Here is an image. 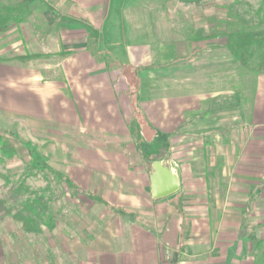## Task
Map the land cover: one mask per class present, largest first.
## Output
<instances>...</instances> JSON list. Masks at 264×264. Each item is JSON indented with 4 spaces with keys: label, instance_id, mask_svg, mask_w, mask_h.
Masks as SVG:
<instances>
[{
    "label": "crops",
    "instance_id": "crops-1",
    "mask_svg": "<svg viewBox=\"0 0 264 264\" xmlns=\"http://www.w3.org/2000/svg\"><path fill=\"white\" fill-rule=\"evenodd\" d=\"M23 1L29 15L40 3L50 24L43 40L69 53L48 76L0 62V112L28 130L47 121L102 142L76 140L71 162L54 168L74 198L84 193L102 210L103 226L81 247L87 264H174V253L175 264H252L245 225L264 197V74L247 102L236 70L222 80L220 35L153 46L137 41V21L131 33L123 25L128 0ZM155 160L179 181L159 199L150 187ZM2 242L0 233V264Z\"/></svg>",
    "mask_w": 264,
    "mask_h": 264
},
{
    "label": "rangeland",
    "instance_id": "rangeland-1",
    "mask_svg": "<svg viewBox=\"0 0 264 264\" xmlns=\"http://www.w3.org/2000/svg\"><path fill=\"white\" fill-rule=\"evenodd\" d=\"M133 1L128 0L125 8H129L128 10H130ZM36 4L40 5L38 2ZM36 4H32L34 10H32L24 23L0 33V62L22 63L17 59L12 60L11 58L25 53L41 54L40 57L32 58L23 63L29 64L35 70L40 69L46 76L53 75L59 71L54 66H57L62 57L67 56L69 52L63 48L58 50L55 41L45 42L43 40V38L47 37L45 33L49 30L50 24L48 23V17L43 14L44 9L42 8L41 11V8H37ZM155 4L153 2L148 5L153 6ZM153 9L155 8L153 7L152 11ZM158 9L159 17H152L151 22L156 24L157 27L155 28L159 32L164 34L165 31L169 30L167 28H174L182 32L181 30L186 28V24H191V22L194 29H204V26L210 27L211 17L206 14H213L212 12L214 11L216 16L221 18V20H231L233 19L232 15H238L240 18L245 17L251 20L259 12L264 14V0H203L201 5H195L191 2L184 4L180 0L178 2L166 0L163 4L162 1L159 2ZM130 13L131 11L128 12V14ZM155 13L157 14V12ZM123 21V25L127 26L128 30L129 24L132 26L133 23L132 17L130 18V15L126 16ZM139 24L140 22L137 21V26ZM204 33L207 32L205 31ZM175 37H178L177 33ZM92 43H96L94 34ZM221 50L222 80H228L227 75L231 71L236 70L239 75L237 76V80L239 81L237 86L238 93L245 94L248 98L247 102H249L251 93L255 91V77H252L248 73H244V76L241 75L236 66H234V62L227 59L228 54L227 56L224 55L223 52L225 50L223 48ZM128 68L125 67L126 70ZM42 124L41 129L28 130L23 127L21 119L0 112V136L7 140L17 152L0 164V173L8 172L16 174V177H11V179L21 182L23 191L29 190L31 192V190L41 189L46 185L42 172L32 167L34 162L40 161L41 164L45 163V167L50 166L51 168L59 169V164L63 161H61V158L66 159L63 163H67V161L71 162L70 155L75 152L77 147L76 140L85 143L94 141L98 145L102 143L95 136L89 135L86 138L85 135L82 136L81 134L80 136L75 129L71 130L68 127L60 126L53 122L43 121ZM24 142L29 144L26 145ZM29 151L34 152L32 159L29 157ZM199 163L203 164V162ZM148 164L150 167L149 162ZM26 167L29 168V173L24 172ZM61 167L63 170L64 166L61 165ZM63 172L65 171L63 170ZM23 173L25 177H18L19 174ZM44 174L54 182L48 168L44 170ZM255 185L257 183H254L253 189L256 188ZM62 186L64 187L65 185L62 184ZM10 187V184L5 185L4 181L0 178V190L3 191L1 195H7ZM65 188H67L68 192L72 193L71 189ZM262 188L264 190V180ZM71 201L73 202L71 205L63 208L64 216L61 215L57 218L55 229L52 231L43 229L44 233L37 236L23 233L19 224L11 220L10 217H6L0 223V233L4 249L3 263L87 264L81 247L87 237L99 229L102 223L100 216L103 217L102 210L97 204L93 206L85 194L81 192L75 198L73 197ZM254 201L255 206L253 207L255 208L248 210L249 215L246 220L247 224L245 225L246 233L251 232L257 238H262L264 237V197L262 199L255 198ZM61 202H63L62 198L58 205ZM70 209L73 211H70ZM107 209L109 213L112 212L111 208L107 207ZM124 212L126 213V211ZM126 214L129 215V213ZM142 220L143 222L150 221L148 217L142 218ZM169 258H171L170 254Z\"/></svg>",
    "mask_w": 264,
    "mask_h": 264
},
{
    "label": "trees",
    "instance_id": "trees-1",
    "mask_svg": "<svg viewBox=\"0 0 264 264\" xmlns=\"http://www.w3.org/2000/svg\"><path fill=\"white\" fill-rule=\"evenodd\" d=\"M158 4H157V2ZM162 4L166 0H137L131 3V9L128 10L124 7V19L130 15L132 17V26L129 24V32L134 30V23L139 21L140 24L137 26V41L143 39L145 42H150L151 45H156L160 41V38H168L175 36L185 37L189 41L203 42L206 43L210 39L217 36L224 38L223 45H216L223 48L234 65L239 70L241 75L248 73L252 77H256L260 74H264V14H255L251 20L245 17L240 18L238 15H232L233 19H225L218 25L214 17L210 18L209 32L204 33L203 28H196L192 26V22L186 24V28L179 32L174 28H169L168 31L162 34L155 28L156 24L152 23V17H159L157 10L159 2ZM184 4L189 2L195 5H201L203 0H180ZM155 2V5L149 6V3ZM172 2H178V0H172ZM31 6L23 0H0V33L8 30L13 26H19L21 23L26 21L29 16ZM153 9L152 11V8ZM128 14V12H130ZM157 12V14L155 13ZM155 22V21H153ZM215 25V26H214ZM127 27V26H126ZM220 27V29H218ZM132 37L128 34V38ZM41 54L25 53L12 57L11 59H17L20 62L29 61L32 58L40 57ZM244 76V75H243ZM30 152V151H29ZM17 152L14 147L5 139L0 136V164L5 159L12 157ZM33 157L34 152H30ZM45 163L41 164L40 161L34 162L32 167L39 169L45 180L46 185L37 190L23 191L22 183L17 182L11 177H16L11 173H0V178L4 181L5 185L10 184L11 187L7 195H1L3 193L0 190V223L6 218L10 217L11 220L19 224L21 230L25 234H32L37 236L43 234L44 230L47 229L52 231L57 226V218L63 215V208L73 203L71 199L74 197L72 193L67 191L65 186L61 187L64 183L63 177L54 168L45 167ZM27 165V164H26ZM31 167V168H32ZM48 168L52 174V182L44 170ZM27 169V171H26ZM25 173H29V168L26 167ZM214 172L212 171L211 174ZM25 174H19L18 177L24 176ZM211 178H215V175H211ZM210 177H207V180ZM217 178V177H216ZM23 182V181H22ZM24 184V183H23ZM65 185V184H64ZM73 196V197H72ZM61 198L63 202L58 205ZM57 206V207H56ZM70 211H73L70 209ZM103 223L100 224L99 231ZM91 234L88 236L90 237ZM87 237V238H88ZM249 240L252 243V264H264V237L257 238L253 234L248 233Z\"/></svg>",
    "mask_w": 264,
    "mask_h": 264
},
{
    "label": "water",
    "instance_id": "water-1",
    "mask_svg": "<svg viewBox=\"0 0 264 264\" xmlns=\"http://www.w3.org/2000/svg\"><path fill=\"white\" fill-rule=\"evenodd\" d=\"M153 171L150 175V187L153 198L159 199L172 195L179 189L177 175L172 168L163 164L161 160L152 162ZM177 261V253H174L171 262Z\"/></svg>",
    "mask_w": 264,
    "mask_h": 264
}]
</instances>
